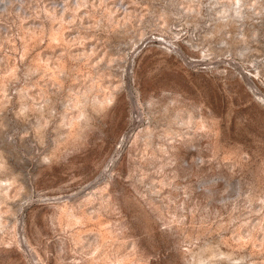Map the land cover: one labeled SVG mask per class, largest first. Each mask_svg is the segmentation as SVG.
Returning <instances> with one entry per match:
<instances>
[{"label":"rangeland","instance_id":"1","mask_svg":"<svg viewBox=\"0 0 264 264\" xmlns=\"http://www.w3.org/2000/svg\"><path fill=\"white\" fill-rule=\"evenodd\" d=\"M264 0H0V264H264Z\"/></svg>","mask_w":264,"mask_h":264},{"label":"bare ground","instance_id":"2","mask_svg":"<svg viewBox=\"0 0 264 264\" xmlns=\"http://www.w3.org/2000/svg\"><path fill=\"white\" fill-rule=\"evenodd\" d=\"M262 100H264V98L263 97H261V96H259Z\"/></svg>","mask_w":264,"mask_h":264}]
</instances>
